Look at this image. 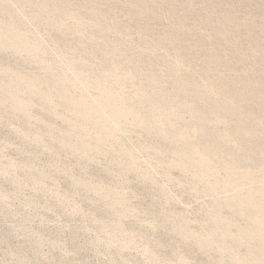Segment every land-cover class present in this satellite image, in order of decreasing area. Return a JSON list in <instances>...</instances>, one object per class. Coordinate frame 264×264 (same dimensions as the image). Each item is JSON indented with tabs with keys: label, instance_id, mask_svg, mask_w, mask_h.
<instances>
[{
	"label": "rangeland",
	"instance_id": "obj_1",
	"mask_svg": "<svg viewBox=\"0 0 264 264\" xmlns=\"http://www.w3.org/2000/svg\"><path fill=\"white\" fill-rule=\"evenodd\" d=\"M0 264H264V0H0Z\"/></svg>",
	"mask_w": 264,
	"mask_h": 264
}]
</instances>
